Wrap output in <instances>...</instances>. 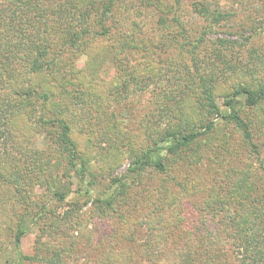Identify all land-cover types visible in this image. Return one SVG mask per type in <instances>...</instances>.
I'll use <instances>...</instances> for the list:
<instances>
[{"label":"rangeland","instance_id":"obj_1","mask_svg":"<svg viewBox=\"0 0 264 264\" xmlns=\"http://www.w3.org/2000/svg\"><path fill=\"white\" fill-rule=\"evenodd\" d=\"M85 1L86 12L63 15L71 21L65 34L58 32L57 16L50 18L48 54L60 62L50 84L37 73L20 77L41 40L33 26L43 28L42 20L28 13L11 38L9 81L24 87L30 80L45 83L48 95L27 99L0 91V105L9 106L0 107L7 117L0 116V264L15 257L21 215L28 226L21 249L29 256L40 239L79 246L112 232L132 240L137 253L151 254L156 247L150 234L161 229L165 238L175 212L189 208L201 219L229 225L225 209L234 195L264 188V99L253 106L236 99L252 132L249 140L222 117L229 111L226 95L241 86L264 87V0H117L103 22L102 0ZM197 2L207 13L199 12ZM61 121L71 145L64 143ZM189 127L205 133L174 147L173 155L168 142H158ZM155 143L166 157V173L146 168L132 180V159ZM118 178L133 192L99 214L98 200L117 188ZM256 199L264 213V191L251 196L248 206ZM37 211L43 215L35 221ZM123 248L117 243L112 252L119 255Z\"/></svg>","mask_w":264,"mask_h":264},{"label":"trees","instance_id":"obj_2","mask_svg":"<svg viewBox=\"0 0 264 264\" xmlns=\"http://www.w3.org/2000/svg\"><path fill=\"white\" fill-rule=\"evenodd\" d=\"M44 1L45 6L43 7L41 0H0V91H6V95L9 93L12 96L23 95L27 99L34 95L36 97H47L48 95V89H44L45 83L36 84L30 80L31 84L24 87L19 86L14 79L10 78L11 81H9L10 72L8 67L11 65L9 63V53L12 51L11 38L13 35L17 36L16 23L24 21L23 17H28V13H34L44 23L45 26L43 25V28H40L39 25L33 26L36 34L40 35L41 43L37 42L32 47L31 57L29 62H27L28 69L20 72V77L26 71L28 73L32 72V74L37 73L40 82L41 79L46 78L50 84L51 79L54 78V70L58 72L57 67L60 63L56 56L50 59L48 54V25L50 24L51 16H57L58 32L62 35L67 32L68 28H71V21L64 20L63 15L75 10L84 12L88 10L85 0ZM114 1L117 0L98 1L102 9L99 13V17H101L98 18L99 22L105 21L109 16L111 3ZM197 8L200 13H207V6H203L199 2H197ZM107 33L112 34L108 29H104L103 34ZM126 35V33H123L121 37L126 39ZM237 97H242L246 106H253L264 99V87L262 86L259 89H253L249 86L238 87L231 95H226L223 102L229 111L222 117L231 121L242 132L243 137L249 140L252 132L247 121L239 112L240 107L236 108L235 106ZM207 101L214 108L215 104L209 93L207 94ZM1 106L9 107L7 103H3ZM0 116H3L4 121L7 120L4 112H0ZM61 123L64 122L61 121ZM212 127L213 123L208 124L206 129L208 130ZM62 128L63 135H65L64 143L71 145L72 142L68 136V126L64 123ZM203 133H205V130H194L192 127L174 129L167 132L158 142H168L170 146H168L167 152L170 153L174 147L176 149L186 147L197 140ZM174 151L170 154L173 155ZM176 151L178 152V150ZM73 152L70 157L71 162L77 165L76 161H74L76 156L73 155L75 152ZM79 168V173L83 178L86 171L85 164L81 162ZM146 168H153L161 174H165L167 171L166 157L161 154L158 143H155L152 148L132 159L129 166V171L133 175L132 180L135 179L139 171ZM114 185L117 188H113L110 194L98 200L99 205H96V207L99 208V214H104L105 211L108 213L113 211L115 204L134 190V188H130L131 185H128L126 180H121V178L116 179ZM263 191L264 188H246L241 193L235 194L231 203L232 208H229L230 204L225 209L227 214H231L228 216L229 225L216 224L206 218L201 219L199 215L194 214L189 208H186L183 213L175 212L167 222L168 228L165 238L160 236L161 229L155 230L152 235L150 234V239H152L150 242L156 247V250L154 249L155 252L151 254H147L148 252L141 254V251L137 253L136 248H132V246L130 248L129 246V242H132V240H128L126 237L123 239V237L116 236L117 234L112 232L111 235L104 236L99 240H87L85 243L83 241V245L80 244L79 246H74L71 243L66 245L63 242L61 244L58 242L53 243L52 246L51 243L40 239L38 240V250L34 255L29 256L23 254L21 249L22 239L28 232V226L25 225V219L21 215L19 220L23 222H19L20 225L17 226L14 234L15 257L8 259V264H237V262L240 264H264V233L260 228L264 226V213L257 207L261 202L256 199L250 206L247 203V200L250 201L249 198L251 196H257ZM206 205V207H210L214 211L215 208L212 205L209 203ZM207 212L205 214L209 213ZM42 215L43 213L37 211L31 218H36L35 221H38L42 218ZM258 215L259 217L255 220ZM223 226L227 233L222 229ZM258 231L261 233H258ZM233 239L236 242H231ZM117 243L124 248L122 251L120 250L119 255H114L112 249L116 250ZM232 245L238 246L240 250H233ZM146 246L147 244L144 246L145 251ZM88 249H93L94 251L91 253ZM75 253L77 255L73 257L72 255Z\"/></svg>","mask_w":264,"mask_h":264}]
</instances>
